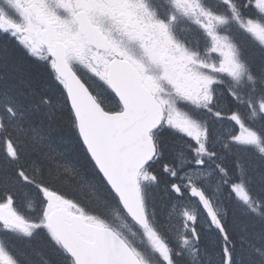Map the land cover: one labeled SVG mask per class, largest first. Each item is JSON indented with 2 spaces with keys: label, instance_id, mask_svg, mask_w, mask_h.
I'll return each mask as SVG.
<instances>
[{
  "label": "snow or ice",
  "instance_id": "1",
  "mask_svg": "<svg viewBox=\"0 0 264 264\" xmlns=\"http://www.w3.org/2000/svg\"><path fill=\"white\" fill-rule=\"evenodd\" d=\"M0 264H264V0H0Z\"/></svg>",
  "mask_w": 264,
  "mask_h": 264
},
{
  "label": "rangeland",
  "instance_id": "2",
  "mask_svg": "<svg viewBox=\"0 0 264 264\" xmlns=\"http://www.w3.org/2000/svg\"><path fill=\"white\" fill-rule=\"evenodd\" d=\"M33 259L39 260V259H40V257H35V256H34V257H33Z\"/></svg>",
  "mask_w": 264,
  "mask_h": 264
},
{
  "label": "trees",
  "instance_id": "3",
  "mask_svg": "<svg viewBox=\"0 0 264 264\" xmlns=\"http://www.w3.org/2000/svg\"><path fill=\"white\" fill-rule=\"evenodd\" d=\"M70 166V165H69Z\"/></svg>",
  "mask_w": 264,
  "mask_h": 264
}]
</instances>
